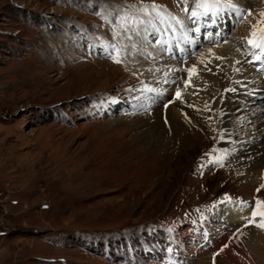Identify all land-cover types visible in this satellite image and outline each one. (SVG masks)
Here are the masks:
<instances>
[{
	"label": "rangeland",
	"instance_id": "374dc122",
	"mask_svg": "<svg viewBox=\"0 0 264 264\" xmlns=\"http://www.w3.org/2000/svg\"><path fill=\"white\" fill-rule=\"evenodd\" d=\"M153 3L196 27L179 0H0V264H229L227 257L256 264L249 246L264 238L262 229L213 214L233 202L249 205L250 216L254 201H264V181L239 173L243 145L257 142L258 131L264 141V107L248 125L231 117L235 150L216 141L229 88L258 77L248 67L256 56L247 40L264 0H221L242 9L243 20L220 24L222 31L201 27L199 35L166 15L157 27H165L167 43L174 38L158 53L152 29L121 40L114 33L124 30L104 19ZM230 12H223L226 21ZM109 43L123 49L120 63L109 58ZM176 45L180 53L165 59ZM230 46L238 55L226 63L207 57L226 77L215 100L201 105L214 125H194L186 116L188 128L177 137L147 144L138 123L150 122V106L171 108L176 99L167 98L177 92L191 102L198 89H183L197 80L190 60ZM167 59L191 68H179L169 88ZM257 95L263 93L256 91L252 109L262 102Z\"/></svg>",
	"mask_w": 264,
	"mask_h": 264
},
{
	"label": "bare ground",
	"instance_id": "6f19581e",
	"mask_svg": "<svg viewBox=\"0 0 264 264\" xmlns=\"http://www.w3.org/2000/svg\"><path fill=\"white\" fill-rule=\"evenodd\" d=\"M176 26H178L179 28L181 25L177 24ZM173 38L170 40L169 43L165 45V48H167L168 44L169 46H171ZM181 41H182L181 46H184V44L187 42L185 38L183 39L181 38ZM191 46H193L192 43H191ZM159 48L161 50L162 46L158 47V50L156 51L157 53L160 52ZM236 51L237 50L236 49L233 50V47L231 46L226 47V48L220 47L218 49L212 48L208 50L207 54H202L200 56H194V58L190 60L191 62L189 61L192 66L191 68L193 70V73L197 77V80L193 81L194 83L190 84L188 89L187 88H183V89L190 91L191 88H196L195 91L198 89L197 93L195 94L193 92L191 94L190 96V99H192L191 102H187V100L186 101L183 100L184 98L182 97H176L174 95H171L169 98H167V100L171 99L172 96L174 99H176L175 101H172L171 108H167L166 106L165 107L161 106L158 103L156 105L150 106V108L151 107L154 108V110H152L154 111V114H152L153 115L152 119L149 118L150 122L145 123V124L138 123L141 125V128L145 130L143 135L142 134L141 135L146 138L145 142L147 144H151V145L153 144V146L154 144H162L163 138L167 137V135L170 133H173L174 136L177 137V135H179L178 133L181 130H184L185 127L188 128L187 125L189 123L187 121V117L190 120V122L194 125H198L199 123H206V122H209L210 125H214L213 123H215L216 117L211 118V114L201 105L203 104L204 106L205 102H209L212 99L215 100V96H217V94L219 93L218 90L223 87L222 82H225L226 77L223 76V74H221L220 72H218L217 68L213 66V64L208 60L207 57H209L212 60H219V62L226 63V60L229 59L231 55L233 56V58L237 57L238 54L236 53ZM186 52L189 53V51H186ZM210 53H214L215 57H223V59H215L214 56L211 55ZM164 64L166 65L165 69L168 71V76L166 77L169 79V81L166 84L167 88H169V86L171 87L172 80H174L175 78H178L177 71L179 73V68L181 70L182 66H185V68L187 66V68L191 69L187 64H183L181 61H174L172 59H167ZM205 65H207V67H205ZM185 77H186V81H188V77L187 76ZM158 82L160 83V81ZM231 89H235L234 90L235 94L232 91H230ZM257 90L263 93V95L261 96V99H259V100H262V102L260 103V106L257 109L256 108L252 109L253 107L251 108L252 103L250 101H252L251 99H253ZM228 93H229L227 96L229 97L228 101L225 99V102L222 103L221 106L219 105L220 115L221 113H223L222 119H221V121L223 122V125L222 127H220V129L222 130L221 137L220 139L217 137L218 139H216V141L222 147V149L224 148V149H227L229 152H232L233 150H235L236 147L233 144L234 136L231 134L232 132L230 131V128L235 127V124L233 122V119H231V117L233 118V116L237 115L238 120L243 122V125L244 124L248 125L250 124V122H246L248 118L251 117L253 114L257 115L258 112L262 111L264 107V104H263L264 81L262 80V77L260 79L257 77L256 82H254L253 79L248 80V77H246L238 85L236 86L232 85V87L229 88ZM182 101H184L185 104H183ZM255 110H257V112H255ZM243 125L241 127H243ZM260 134L261 132L258 131L256 136H254L257 142H251L250 144L248 143L247 145L243 143L244 144L243 150H242L243 157H242L241 163L239 164V173L244 176L246 175L248 176L250 175V177L257 176L258 180L264 181V141L259 142L258 139L261 138ZM229 154L230 153L224 154V155L228 156ZM256 182H259V181H256ZM248 208H249V205L247 204L240 205V204L233 203V202L226 203L220 206L218 211L215 212L213 216L215 220L222 222V223H225V222L233 223L234 221L237 222L238 220H248L249 221L252 217L251 215L249 216V213L247 211ZM256 221L258 223L262 222L261 217L259 215L256 217ZM262 232L264 234V229H262ZM261 236L262 235L256 236L257 238L254 244L249 246V250L253 253L254 257L256 258L255 260L256 264H264V243H263L264 238ZM227 258L228 259L226 260L227 261L226 263L234 264V262L231 260L230 257H227Z\"/></svg>",
	"mask_w": 264,
	"mask_h": 264
},
{
	"label": "snow or ice",
	"instance_id": "6c2138e0",
	"mask_svg": "<svg viewBox=\"0 0 264 264\" xmlns=\"http://www.w3.org/2000/svg\"><path fill=\"white\" fill-rule=\"evenodd\" d=\"M179 2L183 3V10L190 24L196 25L195 28L185 25L183 21L179 20L175 16H171L170 13H166L164 6L155 3L151 5L142 4L140 7L129 5L128 10H125L122 14L118 15L115 20L110 21L107 16H105L104 19L108 23L117 24L118 27L124 30V36H121L120 32L114 33V35L119 37L121 40L132 41V36L127 35V33L139 35L141 31L148 33L149 29H152L155 34L154 43L163 47L167 42L161 38L163 31L157 27L156 22H164L166 15L169 19L174 20L176 24L181 25L187 31H194L197 35L200 34L201 27L206 28L208 26H215L218 28L220 24H227L233 18H237L239 20H243L244 18L242 9H238L232 4H222L221 0H193L191 9H189L188 6L189 0H179ZM225 9L231 10L227 21L223 16ZM133 12H135L136 15H133ZM231 13H238L239 15L234 17ZM248 14L250 15L251 13ZM260 16L262 17V20H259L255 25H252V31L247 43L253 50L252 55L256 56V59L259 60L260 63L264 64V12H261ZM143 17H147V19H144ZM216 34L218 35L219 33L217 32ZM212 35L213 33L208 32L206 38ZM144 39H147V36H145ZM213 43L216 42L214 41ZM106 46L109 48V58L113 59L116 63H120L122 60L121 53L123 49L117 45H112L111 43ZM132 46L135 47V42H132ZM164 50L167 49L165 48ZM256 50H259L262 55L257 56ZM210 54L213 55L215 59H223V57H215L214 53ZM237 63H239V61H237ZM205 67H207V65H205ZM189 71L191 76V70ZM230 91H234V89H231ZM179 95V92H177L178 97ZM258 215L261 217L262 222L260 223L256 222V217ZM251 217L252 218L249 220V224H253L258 228L264 229V201H256V206L251 213Z\"/></svg>",
	"mask_w": 264,
	"mask_h": 264
}]
</instances>
